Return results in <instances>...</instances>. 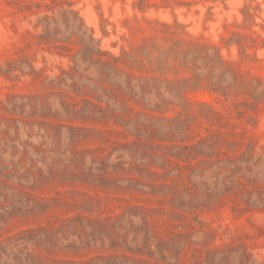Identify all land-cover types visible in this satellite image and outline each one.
<instances>
[{"label":"rangeland","instance_id":"1","mask_svg":"<svg viewBox=\"0 0 264 264\" xmlns=\"http://www.w3.org/2000/svg\"><path fill=\"white\" fill-rule=\"evenodd\" d=\"M0 264H264V0H0Z\"/></svg>","mask_w":264,"mask_h":264}]
</instances>
